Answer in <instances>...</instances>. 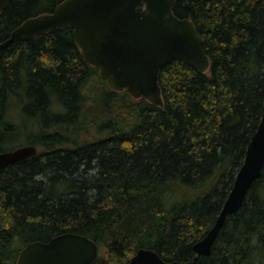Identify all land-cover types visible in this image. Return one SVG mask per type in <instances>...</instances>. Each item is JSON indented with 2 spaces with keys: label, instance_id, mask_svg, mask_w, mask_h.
Segmentation results:
<instances>
[{
  "label": "trees",
  "instance_id": "obj_1",
  "mask_svg": "<svg viewBox=\"0 0 264 264\" xmlns=\"http://www.w3.org/2000/svg\"><path fill=\"white\" fill-rule=\"evenodd\" d=\"M60 1L7 0L0 42ZM173 13L192 20L210 65L162 67L161 106L110 88L84 60L71 26L0 55V152L31 127L25 145L37 147L0 169V264L65 232L97 244L90 264H129L139 248L188 264H264V165L210 253L196 258L193 249L261 119L264 0H175Z\"/></svg>",
  "mask_w": 264,
  "mask_h": 264
},
{
  "label": "water",
  "instance_id": "obj_2",
  "mask_svg": "<svg viewBox=\"0 0 264 264\" xmlns=\"http://www.w3.org/2000/svg\"><path fill=\"white\" fill-rule=\"evenodd\" d=\"M7 0H0V11ZM175 0H62L53 11L29 17L0 42V55L14 42L30 40L50 29L71 26L84 60L98 69L113 90L163 104L158 74L173 60L205 72L210 61L202 37L187 17L173 13ZM37 153L33 144L0 152V169ZM264 165V104L245 157L213 225L193 249L208 255L228 215L242 205L250 184ZM98 246L89 237L65 232L47 241L34 240L20 251L16 264H90ZM129 264H188L164 260L155 250L139 248Z\"/></svg>",
  "mask_w": 264,
  "mask_h": 264
},
{
  "label": "rangeland",
  "instance_id": "obj_3",
  "mask_svg": "<svg viewBox=\"0 0 264 264\" xmlns=\"http://www.w3.org/2000/svg\"><path fill=\"white\" fill-rule=\"evenodd\" d=\"M13 112H15L14 110H13ZM15 116L12 114V118H14ZM17 118V117H16ZM19 122H20V128H22V126L24 125V124H22L21 123V120H19ZM27 126H30L29 124H27ZM31 127V126H30ZM27 133H31V135L34 133V130L32 129V127L31 128H29V129H25L24 131H23V129H20L19 131H18V137H16V138H14V139H11V141L8 143V146H14L15 148H17V147H20V146H23V145H25L26 144V142H27V140H28V137H27ZM103 249V248H102Z\"/></svg>",
  "mask_w": 264,
  "mask_h": 264
}]
</instances>
